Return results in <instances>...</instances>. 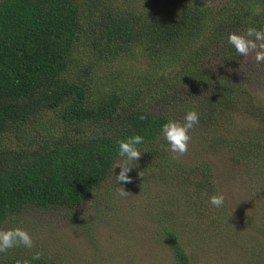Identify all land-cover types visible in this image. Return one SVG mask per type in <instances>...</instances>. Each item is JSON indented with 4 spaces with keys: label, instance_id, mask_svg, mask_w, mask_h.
<instances>
[{
    "label": "trees",
    "instance_id": "trees-1",
    "mask_svg": "<svg viewBox=\"0 0 264 264\" xmlns=\"http://www.w3.org/2000/svg\"><path fill=\"white\" fill-rule=\"evenodd\" d=\"M250 26L264 27V0H0V229L30 209L87 202L112 174L117 142L139 135L137 166L152 158L155 180L178 190L153 216L156 232L173 264H199L188 213L171 207L222 224L208 202L215 172L173 158L160 128L195 110L196 137L264 176V105L227 42ZM17 261L48 264L0 254Z\"/></svg>",
    "mask_w": 264,
    "mask_h": 264
},
{
    "label": "rangeland",
    "instance_id": "rangeland-1",
    "mask_svg": "<svg viewBox=\"0 0 264 264\" xmlns=\"http://www.w3.org/2000/svg\"><path fill=\"white\" fill-rule=\"evenodd\" d=\"M254 57L255 53L243 57L237 77L247 81L251 93L264 105V68H259ZM197 126L189 130L191 140L186 153L168 151L184 164L200 160L209 163L215 172L218 194L225 198L224 206L216 210L219 219L225 221L209 228L204 214L195 210L193 214L186 204L182 210L173 204L172 210L180 217V213H188V251L199 259V264H264V176L253 174L228 152L209 147L196 137L201 131ZM15 142L12 135L4 134L3 145L16 148ZM149 164L154 166L155 161L145 160L146 171L137 166L128 174L131 181L118 185L126 196L120 195L122 189L111 174L92 198L74 210L30 209L9 218L1 229L19 227L28 231L33 247L19 246L4 254L17 253L28 259L39 253V259L48 264H173L170 250L156 232L153 216L161 202L175 198L178 190L176 185L156 181ZM118 172L117 168L114 174Z\"/></svg>",
    "mask_w": 264,
    "mask_h": 264
},
{
    "label": "clouds",
    "instance_id": "clouds-1",
    "mask_svg": "<svg viewBox=\"0 0 264 264\" xmlns=\"http://www.w3.org/2000/svg\"><path fill=\"white\" fill-rule=\"evenodd\" d=\"M227 42L234 52L241 56L247 57L255 53V61L257 65L264 64V27L250 26L246 27L243 33L231 32L227 36ZM144 117L142 116L141 119ZM200 117L195 110L186 111L183 123L169 119L161 125L160 135L167 144V149L175 154H184L188 151L191 136L189 130L199 123ZM143 142V138L134 135L123 140H119L116 160L112 168V176L114 183L118 186L121 182L127 183L131 181L128 175L133 168L137 167V162L142 153L137 147ZM117 174H114L116 169ZM121 196H126L127 192L123 187ZM209 204L221 208L224 206L225 198L222 194H216L209 197ZM23 246L27 249L33 247V239L28 231L16 227L9 229H0V253H4L9 249ZM40 254L36 253L33 259H39ZM17 264H29L28 261H17Z\"/></svg>",
    "mask_w": 264,
    "mask_h": 264
}]
</instances>
